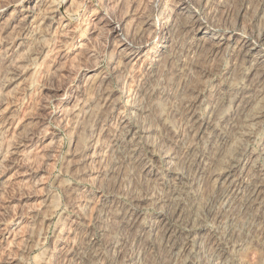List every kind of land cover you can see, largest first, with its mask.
<instances>
[{
  "label": "clouds",
  "instance_id": "9594fccd",
  "mask_svg": "<svg viewBox=\"0 0 264 264\" xmlns=\"http://www.w3.org/2000/svg\"><path fill=\"white\" fill-rule=\"evenodd\" d=\"M0 264H264V0H0Z\"/></svg>",
  "mask_w": 264,
  "mask_h": 264
}]
</instances>
